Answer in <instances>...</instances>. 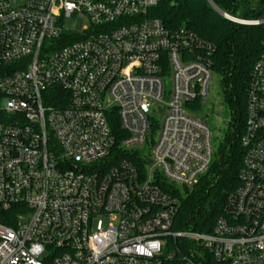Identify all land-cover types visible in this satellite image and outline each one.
Instances as JSON below:
<instances>
[{
	"label": "built area",
	"instance_id": "obj_1",
	"mask_svg": "<svg viewBox=\"0 0 264 264\" xmlns=\"http://www.w3.org/2000/svg\"><path fill=\"white\" fill-rule=\"evenodd\" d=\"M165 1L0 0V215H15L0 264H197L178 242L264 264V44L238 186L210 234L173 232L174 189L195 186L216 151L200 116L215 47L152 18Z\"/></svg>",
	"mask_w": 264,
	"mask_h": 264
},
{
	"label": "trees",
	"instance_id": "obj_2",
	"mask_svg": "<svg viewBox=\"0 0 264 264\" xmlns=\"http://www.w3.org/2000/svg\"><path fill=\"white\" fill-rule=\"evenodd\" d=\"M222 13L241 20L264 17V0H209ZM240 17H235V15ZM152 18L174 30L185 28L215 47L213 71L221 83V98L229 111L230 130L224 133L207 173L190 189L177 188L172 193L177 203L173 232L210 234L215 221L222 215L227 197L238 186L243 149L240 139L244 131L246 88L252 66L264 44V26L233 24L219 16L208 0H167L152 10ZM13 213L0 215V224L12 226ZM5 217L7 219H5ZM182 255L188 248L177 243ZM190 245V244H189ZM197 264H225L198 250ZM169 264H175L171 262Z\"/></svg>",
	"mask_w": 264,
	"mask_h": 264
},
{
	"label": "rangeland",
	"instance_id": "obj_3",
	"mask_svg": "<svg viewBox=\"0 0 264 264\" xmlns=\"http://www.w3.org/2000/svg\"><path fill=\"white\" fill-rule=\"evenodd\" d=\"M255 1L257 0H250L249 4L252 6L255 4L254 3ZM215 12L223 19H225L222 16V14H219L217 11ZM235 17H240V16L237 14L235 15ZM85 26H86V22L84 19H68L65 22L66 28L71 29L79 34L83 32L82 29ZM200 114H201L200 116L202 117V119L204 120V122L206 123L212 134L211 144L213 149L216 150L218 148L220 141H222L224 133L230 130V125H231L229 111L226 108V105L223 104L221 98L220 79L216 74H213L212 76L209 85V97L206 103L202 106ZM198 247H199L198 242H194L188 245V249L191 252H195V253L198 252Z\"/></svg>",
	"mask_w": 264,
	"mask_h": 264
},
{
	"label": "water",
	"instance_id": "obj_4",
	"mask_svg": "<svg viewBox=\"0 0 264 264\" xmlns=\"http://www.w3.org/2000/svg\"><path fill=\"white\" fill-rule=\"evenodd\" d=\"M210 2V1H209ZM213 5H211V7H212ZM215 11H217L219 14H221V12L215 7V6H213L212 7Z\"/></svg>",
	"mask_w": 264,
	"mask_h": 264
}]
</instances>
